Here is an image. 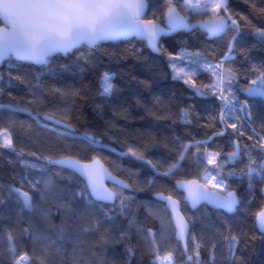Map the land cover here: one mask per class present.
Returning <instances> with one entry per match:
<instances>
[{"label":"snow or ice","instance_id":"obj_1","mask_svg":"<svg viewBox=\"0 0 264 264\" xmlns=\"http://www.w3.org/2000/svg\"><path fill=\"white\" fill-rule=\"evenodd\" d=\"M253 7H256L255 3ZM259 11L264 13V9ZM246 21L247 17L231 11L229 0H0V63L14 58L33 65H46L58 54L80 52L83 47L91 50L102 41L136 38L153 52L166 56L172 78L182 81L190 89L192 96L189 99L214 98L211 109H206V117L195 112L194 104L170 113L181 124L190 125L195 120L200 122V127L211 130V134L205 131L200 139L191 134L189 139L175 136L169 148L175 158L170 162L148 158L145 155L147 145L143 150L129 145L126 152L118 154L141 162L158 176L174 180L167 194L164 190L154 193L158 203L141 202L148 215L159 221V228L146 227L135 217L129 219V229L135 227L139 242L152 256L151 264H214L218 250L226 251L230 259L234 257L240 238L245 234L232 225H212L200 235L193 233V217L187 215V210L201 204L212 205L226 213L237 211L243 204L245 212L253 218L254 226L264 236V203L250 211L255 201V196L251 195L253 181H264V124L260 131L252 126L248 100L249 97L264 98V67L257 68L253 64L241 71L227 66L235 59V42L242 33V22ZM179 31H199L209 38L225 36L229 32L233 35L227 42V51L217 60L199 50L190 51L184 47L177 52L168 51L161 39ZM251 35L264 46V28H255ZM244 56L247 60V53ZM76 61L87 64L90 56L80 52ZM113 75L107 71L100 74L99 97L106 98L115 90ZM201 75H207V82L200 80ZM250 76L253 78L249 79ZM241 77L246 80L243 86L239 85ZM3 80V74H0V93L4 91ZM13 81L29 84L33 97L30 104L40 101L39 84H31L26 76H13L10 69L7 86H14ZM140 83L147 86L146 81ZM52 93L62 99L69 95L59 88L52 89ZM78 94L71 93L73 96ZM241 94L245 96L244 100L239 99ZM154 103L169 111L168 102H162L159 97ZM7 107L28 112L40 123V114L32 113L27 107L11 103ZM43 120L42 127L60 126L52 130L65 139L79 140L84 146L81 151L115 152L92 131L76 136L68 117L54 119L46 114ZM10 128H0V150L15 154L25 171L13 178L16 182L0 184V204L4 203L6 190L7 198L19 209L11 224H0V257L6 256L9 264H67L56 258L61 252L60 243L73 226L81 234L97 236L88 249L93 255L97 246L103 250L109 244L128 240L127 230L116 236L112 228L103 226L112 219L109 214L115 209L125 213L135 203L134 196L124 194L125 190L133 188L132 184L114 175L101 156L74 154L71 151L74 145H67L56 156L25 152L23 147H17ZM224 137H228L224 144L215 143ZM184 162L189 167H185ZM237 164L242 165L238 171ZM50 166L68 172L69 178L77 181L78 190H58L51 177L46 175ZM33 173L38 175L34 177ZM129 175L136 173L129 171ZM230 178L247 179L249 195L246 203L229 183ZM106 182H110L111 187ZM154 183L149 179L146 187L151 188ZM261 192L264 194V189ZM37 195L41 201L52 199L57 211L63 213L62 223L53 228L55 235L45 234L32 220V214L37 211L45 220L50 216V208L36 205ZM80 202H83L82 209ZM4 219L7 218L0 216V220ZM205 250L207 261L202 258ZM84 251L82 248L81 255H77L74 250L73 264H81V260L89 264ZM134 252L131 246L126 249L129 259Z\"/></svg>","mask_w":264,"mask_h":264},{"label":"trees","instance_id":"obj_2","mask_svg":"<svg viewBox=\"0 0 264 264\" xmlns=\"http://www.w3.org/2000/svg\"><path fill=\"white\" fill-rule=\"evenodd\" d=\"M229 3L231 11L238 16L247 17V21L242 22V33L235 42L233 53L235 59L227 66H234L241 71L250 68L253 64L257 68L264 67V46L251 35L255 28H264V13L259 11V9H264V2L262 0H229ZM253 3L256 5L255 8ZM232 35L233 33L229 32L225 36L207 39L206 35L199 31H179L162 38L161 44L168 51L177 52L184 47L190 51L199 50L208 55L210 59L218 60L227 51V42ZM80 52L89 54V63L84 64L82 61H76ZM80 52H73L65 56L58 54L48 64L42 66L14 59L5 61L0 67V74H3L4 77L2 82L4 91L0 93V105H4V107H0V128L11 126L10 130L17 142V147H23L25 152L35 151L38 154L56 156L67 145H74L71 149L74 154L99 155L104 158L106 166L115 175L126 179L133 185L132 190H125L124 194L134 196L135 203H132L125 213H120L118 209H115L109 214L112 219L103 226L112 228L116 236L121 231L127 230L129 232L127 241L109 244L103 250L97 246L96 254L93 255L88 249L97 236L81 234L73 226L59 245L61 252L56 258L57 260L73 264L74 250L77 255H81L80 250L83 248L85 249L83 255L88 257L89 264H151L152 256L139 242L135 227L129 229V219L135 217L146 227L159 228V221L148 215L147 209L141 202L158 203L153 198V194L160 190H164L167 194L174 180L158 176L141 162L131 157H120L118 154L126 152L129 145L139 146L142 150L147 145L145 155L148 158L154 161L170 162L175 158V154L169 151L175 136L189 139V134H191L200 139L203 138L205 131L211 134V130L200 127V122L194 120L192 124L184 125L170 113L176 112L179 107L194 104L195 112L206 117L207 110H210L214 104V98L189 99L192 96L190 89L182 81L172 78L166 56L152 53L141 41L134 38L101 43L91 50L83 47ZM244 53H247V60H245ZM10 69L13 76H26L31 84H39L37 95L40 97V101L29 103L33 97L28 83L13 81L14 86H7ZM105 71L114 74L113 83L116 88L110 96L101 98L97 94V85L100 74ZM207 79V75L200 76L202 81L207 82ZM140 81H146L147 86ZM244 84H246V80L241 77L239 85L243 86ZM54 88L62 89L69 95L66 99H62L58 94L52 93ZM73 92L79 94L73 96L71 95ZM9 93L12 94L11 97ZM157 97L162 102H168L169 111H166L161 104L154 103ZM239 99H245L243 94L239 96ZM248 100L252 112V126L260 131L261 125L264 124V100L261 98H248ZM10 103L27 107L32 113H39L40 123L30 117L28 112H18L7 107ZM45 114L52 115L57 119L68 117V122L73 125L76 136H80L86 131H92L102 139L103 143L115 149V152L109 150L95 153L92 150L81 151L84 146L79 140L65 139L52 130L57 126L50 125L49 128L41 126L45 123L42 119V115ZM174 121L176 122L174 123ZM227 139L228 137L219 138L215 143L224 144ZM225 150L227 151V148ZM0 160L6 162L9 178V180L0 178V184L8 185L16 182L13 178L25 171L15 154L9 153L8 150H0ZM10 161H15V163ZM184 166L189 167L187 162H184ZM241 166L236 165L237 171ZM125 169L136 173V175H129V171H125ZM37 175V173H33L34 177ZM46 175L51 177L56 188L60 191L78 190L77 181L70 179L69 173L66 171L61 172L59 168L50 166ZM149 179L155 181L151 188L146 187ZM229 183L246 203L249 195L247 179L230 178ZM253 185L254 190L251 195L255 196V201L250 211H255L264 203L261 192V189H264V181L255 179ZM137 188L146 190L136 191ZM4 197V203L0 204V216L7 219L0 220V224L7 226L16 219L19 209L13 200L7 198L6 190ZM35 203L38 207L50 208V216L45 220L37 211L32 214L33 222L45 234L55 235L53 228L62 223L63 213L57 211V205L52 199L41 201L37 195ZM80 203L82 209L83 202ZM108 207L112 206L109 204ZM187 215L193 217L191 227L196 235H200L206 227L212 225L226 227L229 224L245 234L241 236L233 258L230 259L226 251L221 253L218 250L214 264H264V236L254 226L253 218L245 212L243 204L233 214L201 205L193 211L188 209ZM25 219H27V213ZM130 246L135 249L131 259L126 253V249ZM202 258L205 261L208 260L206 250L202 251ZM0 264H9L8 258L0 257ZM81 264H84L83 260H81Z\"/></svg>","mask_w":264,"mask_h":264},{"label":"water","instance_id":"obj_3","mask_svg":"<svg viewBox=\"0 0 264 264\" xmlns=\"http://www.w3.org/2000/svg\"><path fill=\"white\" fill-rule=\"evenodd\" d=\"M166 37H168V36H166ZM164 38V37H163ZM206 38L207 39H213V38H209L207 35H206ZM125 39H131V38H125ZM134 39H136V38H134ZM120 40H124V39H120ZM136 40H138V39H136ZM116 41H119V40H113V41H102V42H100V44L101 43H107V42H116ZM95 48V47H94ZM148 48V47H147ZM149 49V48H148ZM152 53H154V54H157V55H160L159 53H156V52H153L151 49H149ZM61 55H63V56H65V54H61ZM10 59H14V58H10ZM15 60V59H14ZM23 62H25V61H23ZM5 62H2V63H0V67L4 64ZM27 63H30V62H27ZM35 66H42V65H35ZM244 96V95H243ZM245 97V96H244ZM249 98H259V97H249ZM262 100H264V98H261ZM46 115V114H45ZM47 115H49V114H47ZM43 117H44V115H42V119H43ZM53 118L54 119H57V118H55L54 116H53ZM54 126H57V125H54ZM57 127H60V126H57ZM114 174V173H113ZM115 175V174H114ZM107 184H108V186L109 187H111V183L110 182H106ZM130 190H132V189H130ZM130 190H127V191H130ZM166 194V193H165ZM153 198L156 200V198H155V196H154V194H153ZM157 201V200H156ZM201 205H204V204H201ZM201 205H199V206H201ZM198 206V207H199ZM206 206H208V207H210V208H212V209H215V210H218V209H216L215 207H213L212 205H206ZM197 207V208H198ZM196 208V209H197ZM189 209L190 210H196V209H191L190 207H189ZM222 211V210H221ZM236 212V211H235ZM235 212H233V213H235ZM226 213V212H225ZM233 213H227V214H233ZM257 228V227H256ZM257 230L260 232V230L257 228Z\"/></svg>","mask_w":264,"mask_h":264},{"label":"rangeland","instance_id":"obj_4","mask_svg":"<svg viewBox=\"0 0 264 264\" xmlns=\"http://www.w3.org/2000/svg\"><path fill=\"white\" fill-rule=\"evenodd\" d=\"M0 178L9 180L7 174V164L5 161L0 160Z\"/></svg>","mask_w":264,"mask_h":264},{"label":"flooded vegetation","instance_id":"obj_5","mask_svg":"<svg viewBox=\"0 0 264 264\" xmlns=\"http://www.w3.org/2000/svg\"><path fill=\"white\" fill-rule=\"evenodd\" d=\"M263 197H264V194H263Z\"/></svg>","mask_w":264,"mask_h":264}]
</instances>
